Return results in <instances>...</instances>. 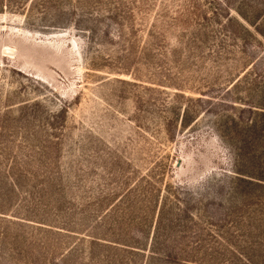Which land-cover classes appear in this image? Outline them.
<instances>
[{
    "label": "rangeland",
    "instance_id": "rangeland-1",
    "mask_svg": "<svg viewBox=\"0 0 264 264\" xmlns=\"http://www.w3.org/2000/svg\"><path fill=\"white\" fill-rule=\"evenodd\" d=\"M0 264H264V0H0Z\"/></svg>",
    "mask_w": 264,
    "mask_h": 264
}]
</instances>
